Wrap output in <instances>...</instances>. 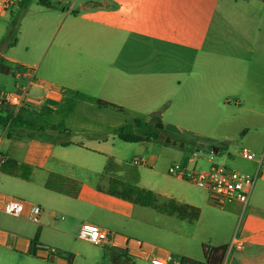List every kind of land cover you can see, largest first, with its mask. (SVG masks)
I'll use <instances>...</instances> for the list:
<instances>
[{
	"label": "rangeland",
	"instance_id": "374dc122",
	"mask_svg": "<svg viewBox=\"0 0 264 264\" xmlns=\"http://www.w3.org/2000/svg\"><path fill=\"white\" fill-rule=\"evenodd\" d=\"M62 1L65 2L63 6V17L67 16L65 21L62 18L54 20L48 31L45 27L47 24L43 22V32L26 33L21 38L22 44L14 49L11 48L12 50L6 47L3 49L6 58L11 53L16 57L20 66L35 69L38 77L55 85L60 80L56 78V73L50 67V58L58 40L66 31L68 21L70 22L72 17H79L78 15L82 14V9L79 8L80 0ZM219 9L224 10L225 20L217 19L215 32L209 34V40H212L208 41L211 48L209 51L215 57H226L225 59L229 60V63L232 61L230 57L247 59L248 64L244 65L245 72L251 77L261 79L258 81V91L244 95L246 110L244 108L236 114L231 112L225 114L226 123L229 120H236L233 123L249 124L243 134L241 131H237L229 139V141L231 140V150L235 156H229L225 153L218 155L202 150L198 152L196 148L198 145L191 138L169 135L166 131L160 134H163L165 138H170L171 142H166L165 139L151 138L149 141L151 145L148 150L142 144L124 142L114 136L109 131V127L98 122V118L93 116V110L89 106L90 103L96 105L95 99H102V97L107 96L106 90L97 83L91 84L80 79H71L67 84L69 89L63 87V94L64 96L67 95L68 98H73L69 99L68 103L72 100H79L70 109L74 111L63 112L58 107L48 109L45 119L48 122L55 121L57 123H40L45 128L44 131L14 128L0 130V135L4 140L11 139L14 144L21 142L23 147L38 145L35 141H42L46 138L60 143L73 139L89 144L92 148H98V151L58 145L54 155H48L47 158L42 159L44 161L29 157L33 164L30 166L29 181L22 180L21 177L0 176L1 193L32 203L43 200L48 214L46 217L41 214V223L35 224L28 218L19 221L15 217L0 213V232L2 235H9L8 240L0 238V264H69L70 259V264H111L107 246L94 245L78 237L79 229L85 222H93L108 230L112 235L140 241L147 248L153 247L156 255L160 252H169V264H175L174 259H180V256H193L194 260L203 261V244L214 247L226 242L230 233L240 232L249 211H242L233 205L224 208L217 207L211 202L205 190L199 188L189 179L174 176L168 172L169 167L173 164H180L187 171H201L210 169L213 163L237 171H240L237 165H242L251 170L254 168L253 162L242 159L236 152L247 148L257 158H260L264 152V0H221ZM72 10L77 11L73 13ZM58 11L61 13V8ZM48 13L53 15L52 12ZM23 43L30 47L28 51L25 50ZM202 59L203 54H200L197 71L202 68ZM163 64L162 66L167 69L176 67L173 62ZM212 66L214 69L217 66L219 68L220 65L218 62H213ZM230 68L232 65L229 64L228 71H232ZM214 71H218V69ZM181 80V75H171L166 90H164V84L159 87V84L155 83L148 92L151 93V97L140 100L136 104L127 97H119L118 100L123 108L122 112L116 110L123 118L120 128L126 125H134V121H139L143 127L136 129L138 133H144L150 137L155 135V127L159 122L154 119L152 113H161L156 109L165 110L171 105L174 107L177 103L176 97H169V99L161 101L156 91L161 89L162 92H169L176 88L178 81ZM13 84L10 75H0V100L1 94L7 92ZM250 87L255 86L252 83ZM214 94L209 89H204L205 97L214 98ZM215 96L219 100H233L237 94L228 92L220 94L218 92ZM172 98L175 100L174 102L171 101ZM81 102L88 104L80 107ZM204 102L205 99H203L201 107L198 108L203 112V115L205 112V107H202ZM79 107L82 112L91 116L93 122H96L91 124L98 126V130H103L99 131L104 132L100 136V147L87 142L90 134L87 135L82 132L81 123H77L81 119L77 112ZM64 108L67 109V105ZM175 124L192 134L218 136L219 130L210 132L208 123ZM49 126H56L54 128L57 130H67L72 133L71 137L55 132L46 133V128ZM199 141L206 142L204 145L219 147L220 149L227 143L226 140H222L220 143L201 139ZM24 154H27L26 151ZM109 157L114 158L118 163L131 165H135V158L146 159L148 161L146 165H136L141 177L140 184L160 194L161 202H165L171 197L188 201L194 200L201 210L199 219L193 223L180 221L175 217L158 214L152 208L135 205L110 196L104 191H99L98 187L106 189L108 186V177L104 171ZM53 163L57 166L64 167L66 164L71 166L72 174L81 184V193L78 198L73 199L46 190L44 180L47 173L45 171ZM261 183V179L256 181L254 192ZM36 231L38 238L41 236L42 246L55 248L58 251L53 260L49 259L48 262H43L22 254L24 247L21 243H25L27 238L33 239L30 236H34ZM17 242L19 245L16 244ZM134 264L151 263L143 259H135Z\"/></svg>",
	"mask_w": 264,
	"mask_h": 264
},
{
	"label": "crops",
	"instance_id": "0c3cea01",
	"mask_svg": "<svg viewBox=\"0 0 264 264\" xmlns=\"http://www.w3.org/2000/svg\"><path fill=\"white\" fill-rule=\"evenodd\" d=\"M20 1L21 0H18L16 5L11 9H5L1 4L2 0H0V42L7 32L11 14L17 13L18 11L22 13L16 43L11 47L0 45V61L3 59L4 65L8 66L10 69L18 66L19 62L10 52L8 58L4 56L3 49L5 47L7 49H14L22 44L21 38L26 33L28 34L32 31L39 33L43 32V22L47 24L45 27L48 31V28L54 23V20L62 18V20L65 21L67 18V16L63 17V6L65 2L62 0H47L53 5L52 7L43 6L41 4L42 0H31L29 6L24 10H20L19 8ZM220 1L221 0H80L79 8L82 9V14L78 15L79 17L74 16L70 22L68 21L66 31L58 40L56 48L50 58V67L54 73H56V78H58L60 82L56 85L53 83L49 84L36 74L38 83H35L29 88L25 106L15 111V114H19L23 119L31 121L35 128L33 131H38L39 129H45L40 123H57L55 121L48 122V120L45 119L46 110L58 107L63 112L74 111L70 109L73 105H76L79 100H72V102L70 101L68 103V100L73 98H68L67 95L64 96L63 94V87L69 89L67 84H69L68 81H71V79H80L91 84L97 83L106 90L107 96L102 97L103 100L121 106V102L118 100L119 97H127L131 102L136 104L140 100L151 97V93L148 92L155 83L157 85L159 84V87L164 84V90H166L167 82L171 75L179 74L182 80L178 81L176 88L169 92H162L160 91L161 89L156 91L161 101H165L169 99V97H176L175 100H177L174 107L171 105V107L169 106L165 110L156 109L162 113L159 122L163 125L165 131L169 135H175L180 138H191L197 145L206 144V142H201L199 139L219 143L222 140H226V145H224L222 149L216 150L214 153L218 155L225 153L229 156H235L234 152L231 150V140L229 141V139H231L237 131H241V134H243L244 131L247 130L249 124L233 123L236 122V120H229L228 123H226L225 114L229 112L236 114L244 108L246 110L244 95L258 91V81L261 79L251 77L245 72L244 65L248 64L247 59L242 57H230L232 61L229 63V60L225 59L226 57H215L213 53L209 51L211 48L208 45V41H212L209 40V34L215 32L217 19L221 18V20H225L223 15L224 10L219 9ZM60 8L61 13L58 11ZM8 10L10 12H7ZM72 11L74 13L77 10ZM48 12H52L53 15ZM23 44L25 50L28 51L30 47L25 43ZM200 54H203L202 68L197 71V63ZM165 62H173L176 67L167 69L162 66ZM213 62H218L220 65L219 68L217 66L213 69ZM228 63L232 65V68H230L232 71H228ZM215 69H218V71H214ZM1 74L3 73H0V75ZM4 75H10L14 84L3 94L15 92L16 80L13 74ZM22 83H25V80H23ZM252 83L255 87H250ZM206 88L215 94L218 92H220V94L228 92L234 95L237 94L238 97L236 96L233 100H219L215 94L214 98L210 96L205 97L204 89ZM3 94H1V96ZM203 99H205L202 106L205 107L204 115L202 114L203 112L198 109L201 107ZM175 100H173V98L171 99L173 102ZM69 104L71 105L69 106ZM84 104L87 105L88 103L81 102L80 107ZM66 105L67 109L64 108ZM89 106L93 110V116L98 118L97 120L99 123H102L105 127H109L108 129L111 133L113 130L120 128V124L123 123V118L116 110L111 108H100L97 105H93V103H90ZM80 107L77 112L78 116H81V119H79L77 123H81L80 127L82 132L87 135L90 134L88 135L87 142L94 143L97 147H100V136L103 135L104 132H99L103 130H98V126L91 124L96 122H93L91 116H88L87 113L82 112ZM175 123H208L210 132L213 133L219 130L218 136H212V134H192L186 132L184 128ZM54 127L56 126H49L46 128V133L55 132L61 135L60 132L64 131L57 130ZM68 137H71V135ZM69 141L80 146L73 145L67 147L98 151V148H92L89 144L77 142L73 139ZM35 143L38 145L23 147L21 142L14 144L11 139H2L0 151L8 156V160H14L19 164L28 165L30 167L33 164L30 162L31 160L29 157L44 161L42 159L47 158L48 155H54V152L57 151L56 146H61L60 142H54L48 138L42 141H35ZM139 144H142L146 150H148L151 145L149 141L139 142ZM24 151H26L27 154H24ZM197 151L199 152L201 150L197 149ZM236 154L244 159L240 154V150L237 151ZM263 155L264 152L261 157ZM258 159L259 158L256 157L255 160H250L254 164V168L251 170H248L242 165H237L240 169L239 172L243 171L250 175L255 174L258 168ZM70 167L71 166L67 164L64 167L57 166L54 163L51 164L45 171L47 176L44 180V187L50 172L60 173L76 179ZM0 176L21 177L20 175L11 176L4 174L1 170ZM21 178L22 180H30L29 176L28 178ZM261 181L262 183L257 187L255 192L253 191L249 203L245 208L238 202H232L226 205H233L245 212L247 210L249 214L240 232L230 233L226 242L216 245L226 246L228 248L223 264H264V178H262ZM4 197L12 196L0 192V206ZM175 200L180 203L199 207L198 203L194 200ZM27 203L28 206L25 215L21 218H15L16 220H26L30 204L41 206L42 215L45 217L48 216L43 200H38L37 203ZM208 204L210 205L209 202ZM0 213L5 214L2 211H0ZM162 215L168 216L165 214ZM33 235L34 236H30L33 237V239L38 237L37 231ZM116 237L120 247L123 248L127 246L125 239L129 238ZM0 238L8 240L9 235H2L0 232ZM33 239L27 238L25 243H21L24 247L22 254L43 262H48L46 254L37 247L35 249V254H31V241ZM40 239L41 236L38 238L37 245H42ZM130 241L132 242L134 240ZM16 244L19 245L18 242ZM148 249H153L152 256L164 258L169 264V252H160L156 255L154 254L155 248L151 247ZM129 256L133 261L135 259H143L150 262V259L147 257ZM182 257L187 256H180V259H174V263L181 264ZM187 258L194 260L193 256Z\"/></svg>",
	"mask_w": 264,
	"mask_h": 264
},
{
	"label": "trees",
	"instance_id": "16d2710c",
	"mask_svg": "<svg viewBox=\"0 0 264 264\" xmlns=\"http://www.w3.org/2000/svg\"><path fill=\"white\" fill-rule=\"evenodd\" d=\"M31 0H21L19 2L20 10L26 9ZM41 4L45 7H52L53 5L47 1L42 0ZM22 13L11 14V19L8 25L7 32L0 42V45L11 47L16 43L17 34L19 31L20 20ZM4 60L0 61V73L13 74L14 68L10 69L4 65ZM95 104L100 108H111L119 112L123 108L117 104L111 103L103 99H95ZM158 122L159 118L154 117ZM143 126L139 121H134V125H126L112 131V134L120 140L128 143H139L143 141H150L151 138H158L161 132H165L163 125L159 122L156 125V133L152 137L147 134H140L136 129H141ZM22 128L33 131L34 125L31 121L23 119L19 114H15V109L5 101H0V130ZM38 131H44L39 129ZM61 135L70 136L72 133L64 130L60 132ZM77 145L73 142L61 143V146ZM216 150H220L216 147ZM1 172L11 176L20 175L23 178H28L30 167L28 165L19 164L17 161L8 160L0 167ZM105 175L108 177V186L106 189L98 187L99 191H104L108 195L122 199L135 205L142 207H149L159 214L174 216L181 221L193 223L200 217L201 210L198 207L180 203L174 198H169L165 202H161L160 195L156 192L144 188L140 185V173L136 165L118 163L114 158L110 157L105 165ZM46 190L64 195L70 198H77L81 192V184L77 179L62 175L56 172H50L45 182ZM38 237L31 241V254H35ZM228 248L226 246L202 245L203 261H196L187 257L181 258V264H223ZM108 254L111 259V264H134L133 259L127 254L126 250L121 248H107ZM71 259L69 260V264Z\"/></svg>",
	"mask_w": 264,
	"mask_h": 264
},
{
	"label": "built area",
	"instance_id": "2783aa9c",
	"mask_svg": "<svg viewBox=\"0 0 264 264\" xmlns=\"http://www.w3.org/2000/svg\"><path fill=\"white\" fill-rule=\"evenodd\" d=\"M18 0H2L1 4L5 9H11L16 5ZM13 76L16 80V91L6 93L1 96L0 101H5L15 111L20 110L25 106L26 97L29 88L38 83L36 78V70L28 69L22 66H15ZM25 80V83L22 81ZM2 136L0 135V144ZM240 154L244 159L255 160V155L247 148L240 150ZM264 155L258 159V168L255 174L239 172L218 164H212L210 169L201 171H187L180 164H173L169 167L168 172L174 176L186 178L195 183L199 188L205 190L211 202L220 208H224L227 204L238 202L244 206L249 203L253 194L256 181L264 178ZM8 161V156L0 151V167ZM134 164H147L144 158L134 159ZM28 203L22 199L14 197H4L0 211L15 218H21L25 215ZM42 208L37 204H30L27 218L35 223H41ZM78 237L84 239L94 245L107 246L111 248H122L119 246V241L115 235H112L108 230L101 228L93 223H84L81 225ZM126 250L128 255L142 256L150 259L151 264H168L167 260L159 256H152L153 249H148L144 243L140 241H130L125 239ZM40 251L46 254V258L53 260L58 251L55 248H49L42 245L36 246Z\"/></svg>",
	"mask_w": 264,
	"mask_h": 264
},
{
	"label": "water",
	"instance_id": "95a60500",
	"mask_svg": "<svg viewBox=\"0 0 264 264\" xmlns=\"http://www.w3.org/2000/svg\"><path fill=\"white\" fill-rule=\"evenodd\" d=\"M152 116H153V117L161 118V117H162V113H160V112H153V113H152ZM158 138H159L160 140L165 139L166 142H171V139H170V138H165L163 134H162V135L159 134ZM173 143L176 144V142H173ZM196 148H197L198 150H202V151H204V152H215V151H216V147H214V146H209V145H198Z\"/></svg>",
	"mask_w": 264,
	"mask_h": 264
}]
</instances>
